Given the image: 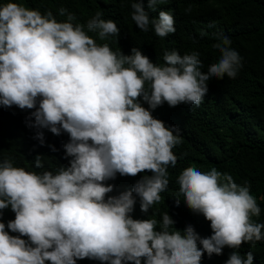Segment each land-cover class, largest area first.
I'll use <instances>...</instances> for the list:
<instances>
[{
	"label": "clouds",
	"instance_id": "1",
	"mask_svg": "<svg viewBox=\"0 0 264 264\" xmlns=\"http://www.w3.org/2000/svg\"><path fill=\"white\" fill-rule=\"evenodd\" d=\"M162 3L148 0V8L155 11ZM131 9L142 32L151 29L161 38L176 32L171 10L150 18L142 0ZM58 14L66 20L11 0L0 4V106L34 110L25 123L41 145L45 129L55 136L48 170L40 155L34 169L42 171L0 160V217L9 207L15 213L7 225L0 222V264H201L205 253L221 255L225 247L234 250L225 264H253L251 251L238 250L264 240V223L253 219L261 208L248 181L238 184L216 168L189 166L177 178L186 206L210 221V237L191 224L177 230L168 211L159 222L131 215L137 197L144 213L161 201L168 168L178 160L173 149L183 139L180 128L166 126L152 110L165 102L199 107L211 79H235L243 64L230 37L217 34L212 47L220 57L205 72L196 51H165L164 63L157 64L140 48L125 55L98 44L88 32L101 41L120 33L100 11L86 25L74 23L77 17L66 8ZM145 172L151 175L131 190L108 195L115 186L106 182L117 174ZM174 200L179 207L181 200Z\"/></svg>",
	"mask_w": 264,
	"mask_h": 264
},
{
	"label": "trees",
	"instance_id": "2",
	"mask_svg": "<svg viewBox=\"0 0 264 264\" xmlns=\"http://www.w3.org/2000/svg\"><path fill=\"white\" fill-rule=\"evenodd\" d=\"M9 0H0V4ZM41 13L52 11L58 21L66 20L58 10L63 7L77 17L74 23L86 25L88 19L97 11L102 18L113 20L120 29L119 36H109L101 41L98 34L88 32L98 44L107 43L114 51L131 54L133 47L140 48L153 63L163 64L165 51L177 50L181 55L193 51L200 53L203 62L202 71L218 62L220 53L212 45L217 42V34L227 35L232 40L231 47L242 57L243 67L235 79H211L209 91L199 106L179 104L169 107L165 102L152 110L154 118L166 126L175 125L182 133V143L173 151L178 157L176 166L168 168L169 185L160 195L161 201L148 213L140 210L139 198L131 214L134 219H156L158 222L164 212L174 219V227L183 231L191 224L201 237H210V221L202 214L189 209L179 193L178 176L193 166L201 172L216 168L221 173L233 176L235 182L251 185L250 194L256 198L261 215L253 217L256 222L264 223V0H164L156 10L148 8V0H142L150 18H158L160 11L171 10L175 19L176 32L165 38L155 35L154 30L142 32L131 19V4L135 0H11ZM186 9H191L186 12ZM87 31V29L85 28ZM205 32L206 35H201ZM142 106L148 105L141 99ZM34 110H21L13 105L10 108L0 106V160L11 158L16 167L34 169L37 155L43 157L44 169L50 168L53 158L50 153L53 146L52 135L47 129L45 144L34 139L35 130L26 126L25 119ZM144 175L133 176L117 174L113 184L114 191L109 196L131 190L132 186ZM174 199H180L179 207ZM0 222L7 225L15 219V213L9 207L4 209ZM159 226V225H158ZM6 230L7 227H6ZM159 231V227H157ZM10 235H18L12 233ZM27 240V237H21ZM234 250L225 247L221 255L211 257L204 254L201 264H225ZM241 255L251 251L253 264H264V240L254 246L244 243L238 250ZM46 264L50 262L46 261ZM77 264H101L98 260L83 259Z\"/></svg>",
	"mask_w": 264,
	"mask_h": 264
}]
</instances>
